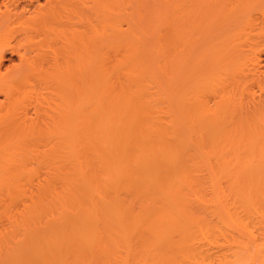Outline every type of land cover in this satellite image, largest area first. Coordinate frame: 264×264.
<instances>
[{
    "label": "bare ground",
    "instance_id": "obj_1",
    "mask_svg": "<svg viewBox=\"0 0 264 264\" xmlns=\"http://www.w3.org/2000/svg\"><path fill=\"white\" fill-rule=\"evenodd\" d=\"M254 16L264 0H0V264H264Z\"/></svg>",
    "mask_w": 264,
    "mask_h": 264
},
{
    "label": "rangeland",
    "instance_id": "obj_2",
    "mask_svg": "<svg viewBox=\"0 0 264 264\" xmlns=\"http://www.w3.org/2000/svg\"><path fill=\"white\" fill-rule=\"evenodd\" d=\"M156 16H157V18H158V16H160V15H156ZM260 20H264V17H263V16H254V17H253V21H255V22H258V21H260ZM165 24H166V23H165ZM165 24H164L163 26H161V27L164 28V26H165V28H166V27L168 26V23H167V26H166ZM161 27H160V28H161ZM169 27H170V24H169ZM167 28H168V27H167ZM259 57H260V55H259ZM260 58H261V60H263V67H262L261 69L264 70V53H262V55H261ZM8 64H9V62H6L5 66H7ZM225 73H228V74H225ZM229 73H230L231 75H230ZM234 74H235L234 72H233V74H232V71H229V72H225V71H224V75L221 74V75H222V76H221V80H222L221 82L223 83L224 79H225V80H226V79H229V78H230L232 75H234ZM232 78H233V80H232ZM232 78H230V80H229L230 82L227 80L228 83H229V85L232 83L231 81H234V79H240V78H235V76H232ZM227 81H226V82H227ZM238 81H239V80H238ZM240 81H241V79H240ZM223 84H224V83H223ZM225 84H226V83H225ZM233 84H235V83H233ZM226 85H227V84H226ZM229 85H227V86H229ZM233 86H234V85H233ZM241 88H242V87H240V90H241ZM254 90H255V92H256V91L258 90L257 87H254ZM258 92H259V90L255 93L257 96H259V94H257ZM259 93H260V92H259ZM260 94L264 95V92H262V93H260ZM250 96H251V95H250ZM248 99H251V101H253L251 97H249ZM248 101H249V100L246 101V98H245V101H244V102L247 103ZM251 101H249V102L251 103ZM249 102H248V105L250 104ZM253 103H254V101H253ZM253 103H252V104H253ZM250 106H251V105H250ZM224 143H227V140H226V141H223V142H222V145H223ZM230 143H231V144L233 145V147H234V144H233L232 142H229V141H228L227 144L230 146ZM227 144H224V145H223L225 149H223L224 151H221V154L224 153L225 156H226V155L228 156V154L225 153V152H227V151L229 150L228 153L231 152V153H230L231 155H233V156H234V155H235V156H236V155H239L238 152H237V153H233L235 147H234V148L232 147L233 149L230 147L231 149L228 148V150H227V147H229ZM225 150H226V151H225ZM224 154H223V155H224ZM230 154H229V156H230ZM8 205H9V200L6 198V196H4V194H1V193H0V212H2V211H3ZM1 219H4V220H2L3 223L0 222V225H2L0 229L3 230L2 228H3V227H6V226L8 225V222H6L7 224L4 223L5 221H7V219H6L5 217H1V216H0V221H1ZM1 223H2V224H1ZM3 224H5L6 226L3 225ZM8 226H9V225H8ZM1 232H2V231H1ZM12 246H13V242H12ZM7 247H9V246H7ZM7 247H6V248H7ZM6 248H5V249H6ZM4 254H5V253H4ZM4 254H2V255H4ZM0 257H1V256H0ZM2 257H3V256H2ZM5 257H6V256H5ZM5 257H4V259H5ZM201 259H202V258H201ZM1 260H3V259H1ZM193 260L196 261V259H193ZM198 260L200 261L199 258L197 259V262L200 263ZM194 261H193V262H194ZM191 262H192V260L189 261L190 264H191ZM193 262H192V264H193ZM202 263H203V261H202L200 264H202ZM187 264H188V263H187ZM194 264H196V262H195Z\"/></svg>",
    "mask_w": 264,
    "mask_h": 264
}]
</instances>
